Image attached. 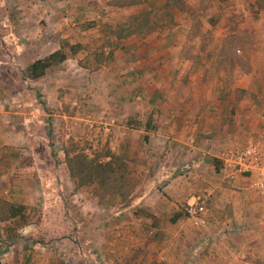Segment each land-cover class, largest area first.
I'll return each mask as SVG.
<instances>
[{
  "label": "crops",
  "instance_id": "crops-1",
  "mask_svg": "<svg viewBox=\"0 0 264 264\" xmlns=\"http://www.w3.org/2000/svg\"><path fill=\"white\" fill-rule=\"evenodd\" d=\"M119 1L15 0L10 6L0 0V68L14 67L11 60H25V65L19 69L22 72L33 61L60 49L55 37L59 31L66 32L67 24L81 26L109 19L115 12L124 14L134 10L138 13L133 9L137 5H116ZM136 4H144V0ZM7 11L11 16L5 14ZM27 16L34 19L28 20ZM137 39L118 40V47L113 46L108 62L93 72V87L101 92L79 104L82 109L78 120L84 129L93 115H96L94 122L105 125L136 122V134L115 130L118 138L114 148L128 152L140 148V155L148 150L156 151L164 157V163L157 164L160 166L158 177L169 178L173 169L187 176L184 180L181 176L165 181L157 191L151 189L152 186L143 188L136 199L137 205L158 210L159 218H168L179 211L182 204L192 203L203 195L205 212L196 218L187 216L184 223L176 221L173 227H161V240L136 249L143 250L144 261L138 258L130 264H264V197L253 186L254 175L234 173L224 165L228 152L242 151L250 143L259 144L264 152L263 52H249V73L230 90L222 83L224 81L210 74L211 61L207 69L202 68L189 58L179 59V52L169 54L161 46L151 50L144 48L138 54L131 44ZM79 69L89 70L84 66ZM227 70L222 68L219 76L223 77ZM205 71L209 76L202 78ZM236 72L239 73L238 66ZM200 79L205 84L197 87ZM94 108L95 114L89 112ZM20 110L27 131L14 133L12 126L5 124L9 114L0 101V147L35 138L30 126L35 115L27 117ZM97 117L99 120L95 119ZM71 119L63 115V126ZM29 154L35 165L36 153L29 151ZM27 169V175L23 169V176L0 177V197L5 200L13 197V202L27 207L44 202V207L48 208L51 204L48 200L57 197L48 188L56 183L61 187L64 182L68 183V177L61 179L63 183L57 178L54 181L52 166ZM113 210L126 216L130 207ZM38 232V225L31 224L19 230L16 241L5 247L0 243V264H53L52 250L32 240ZM106 234L103 235L108 238L101 250L111 257L107 264H120L112 257H116V252L121 256L122 249L125 253L135 251L128 248L133 247L129 244L130 236L135 234L133 227L122 224L110 228ZM126 257L133 258L132 254Z\"/></svg>",
  "mask_w": 264,
  "mask_h": 264
},
{
  "label": "rangeland",
  "instance_id": "rangeland-1",
  "mask_svg": "<svg viewBox=\"0 0 264 264\" xmlns=\"http://www.w3.org/2000/svg\"><path fill=\"white\" fill-rule=\"evenodd\" d=\"M5 1L10 6L15 3V0ZM141 1L138 0L137 3ZM168 1L144 0V4H132L137 5L133 9L138 10L137 14H140L158 12ZM170 1L173 3H170L169 12L173 18L172 22L165 23L164 27L147 35L131 34L126 37L138 38L131 43L133 51L139 54L144 48L151 50L152 47L161 46L169 54L179 52V59L189 58L197 66L206 69L211 61L212 77H219L227 89L236 88L235 83L249 73L251 57L249 52L262 51L264 56V0ZM134 12V10L124 14L115 12L109 19L86 22L81 26L78 21L76 25L67 24L66 32L59 31L55 37L58 38L56 44L59 48L62 47L68 54L64 67L53 69L37 81L23 80L19 69L25 65V60L17 62L11 60L12 64L15 63L14 67L7 65L4 70L0 68V101L6 105L9 114L5 124H10L14 133L27 131V125L19 109H22L20 112L24 116L35 115L34 121L30 122L35 138L0 147V177L6 175L7 178H15L23 176L24 173L27 175L29 166H52L54 181L57 178L62 182L61 179L67 180L68 177V183L64 182L61 187L56 183V186L48 188V191L57 194L55 199L48 200L51 203L49 209L47 206L44 207V202L29 206L32 209V222L38 225L39 232L36 236H39L38 239L46 245L45 248L52 250L53 264H107L111 257L101 250L108 238L103 234H108L110 228L122 224L135 230V234L129 239V244L133 247H128L135 251L127 252L132 254L133 258L126 257L128 254L124 249L121 250V256L116 252L114 254L116 257L112 258L120 264L134 263L138 258L144 261L143 250L138 251L137 248L161 240V227L175 226L177 222L172 223L171 218L176 213L182 215L177 221L187 220L186 208L189 203L182 204L179 211L168 218H159L161 213L158 210L151 211L135 203L143 188L148 189L152 186L151 189L157 191L165 181L181 176L183 180L187 178L183 171L177 169L170 172L169 178L158 177L160 166L157 164L164 163V157L156 151L148 150L140 155L139 152H142L140 148L132 149L130 152L127 149L114 148L118 138L115 130L136 134L138 127L136 122L128 124L124 122L125 124L118 126L105 125L99 121L94 122L96 115H93L84 129L83 123L78 120L82 109L79 104L101 92L97 87H93L95 81L93 72L108 62L113 46L118 47L116 35L111 32L115 33L130 17L137 15ZM5 14L10 15L9 11ZM27 19L32 21L34 17L27 16ZM63 35L67 37L62 38ZM71 45L77 46L75 51L69 49ZM77 63L79 67H88L89 70L79 69ZM237 66L239 73L236 72ZM222 68L228 69L223 75L224 78L219 76ZM208 73L205 71L202 78L209 76ZM204 84L201 79L197 81V87ZM235 95L241 96L239 93ZM259 104H262L261 101ZM101 109L103 111L104 108ZM96 111L95 108L89 109L92 114ZM63 115L72 118L70 123H64V126ZM95 119L99 120L98 117ZM29 151L36 153L35 165ZM107 152L123 159L126 165L125 183L117 193L104 194L99 185L95 183L79 185L70 177L67 157L83 153L89 158L98 157L99 160H104ZM23 169L26 172L23 173ZM199 196L201 198L199 197L198 202L202 203L204 196ZM12 198L5 200L0 197V200L16 203ZM124 207H130L126 216L123 212L113 210ZM112 218L117 220L112 221Z\"/></svg>",
  "mask_w": 264,
  "mask_h": 264
},
{
  "label": "trees",
  "instance_id": "trees-1",
  "mask_svg": "<svg viewBox=\"0 0 264 264\" xmlns=\"http://www.w3.org/2000/svg\"><path fill=\"white\" fill-rule=\"evenodd\" d=\"M137 2L138 0H125V2L122 0L117 2V4L129 5ZM170 3L172 2L169 0L158 12L140 13L130 17L127 23L119 27L115 33H111L116 35L117 40H122L131 34L147 35L164 27L165 23H170L173 19L169 14ZM76 47V45H71L69 49L75 51ZM66 59H68V54L61 47L48 56L27 65L21 72L23 80L37 81L48 72L58 68ZM40 103L43 104L42 102ZM104 157V160H99L98 157L92 159L83 153L67 157L66 163L70 177L79 185L95 183L100 186L99 188L104 194L117 193L125 183L124 171H126V165L123 159L114 156L110 152H107ZM31 210V208L22 204L0 200V243L2 247H5L9 242L16 241L19 237V230L34 224ZM181 217L180 213H176L171 218V222L175 223ZM38 237H34L32 240L43 243Z\"/></svg>",
  "mask_w": 264,
  "mask_h": 264
},
{
  "label": "built area",
  "instance_id": "built-area-1",
  "mask_svg": "<svg viewBox=\"0 0 264 264\" xmlns=\"http://www.w3.org/2000/svg\"><path fill=\"white\" fill-rule=\"evenodd\" d=\"M224 165L234 173L254 175L253 186L264 197V152L259 144L250 143L242 151L228 152ZM204 212V204L199 203L198 200L189 203L186 208V214L190 218H196Z\"/></svg>",
  "mask_w": 264,
  "mask_h": 264
}]
</instances>
